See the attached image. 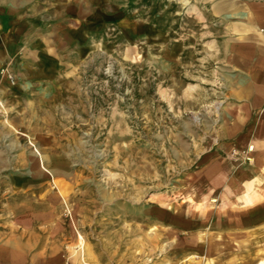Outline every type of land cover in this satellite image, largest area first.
<instances>
[{
  "label": "rangeland",
  "instance_id": "1",
  "mask_svg": "<svg viewBox=\"0 0 264 264\" xmlns=\"http://www.w3.org/2000/svg\"><path fill=\"white\" fill-rule=\"evenodd\" d=\"M94 15L58 37L61 71L0 92V218L38 166L81 262L206 264L220 205L264 174L260 132L233 149L217 132L230 72L213 27L186 0H106Z\"/></svg>",
  "mask_w": 264,
  "mask_h": 264
},
{
  "label": "crops",
  "instance_id": "2",
  "mask_svg": "<svg viewBox=\"0 0 264 264\" xmlns=\"http://www.w3.org/2000/svg\"><path fill=\"white\" fill-rule=\"evenodd\" d=\"M180 1L185 4V0ZM186 2L192 4L194 16L211 23L212 52L230 72L226 80L228 107L221 111L224 119L217 132L233 139L225 143L228 149L253 141L250 134L255 132H260L257 140L264 141V0ZM105 3L0 0V92L12 95L43 84L44 76L52 71H61L67 52L59 38L72 29L81 31L86 22L97 17L98 6ZM3 68L14 74L13 83L1 74ZM238 133H242L240 137ZM36 169L39 172L29 178L33 182L26 185L23 178L16 179L19 194L0 218V264H86L80 261L77 243L59 219L60 207L52 204L57 197L51 188L50 181H55L52 170L48 174L38 166ZM232 180L237 182L238 176ZM256 180H264V174L262 178L251 175L242 179L244 187L250 184L252 192L240 195V203L220 205V213L210 223L206 263L264 261V186L255 188ZM28 190L31 195L27 198L20 194ZM255 194L258 197L254 201L246 202L247 195L252 198ZM197 254L193 255L201 257Z\"/></svg>",
  "mask_w": 264,
  "mask_h": 264
},
{
  "label": "built area",
  "instance_id": "3",
  "mask_svg": "<svg viewBox=\"0 0 264 264\" xmlns=\"http://www.w3.org/2000/svg\"><path fill=\"white\" fill-rule=\"evenodd\" d=\"M1 74L5 75L6 78L8 79V81H10L12 83L14 82L15 76L12 72L7 71L6 69L3 68V69H1Z\"/></svg>",
  "mask_w": 264,
  "mask_h": 264
},
{
  "label": "bare ground",
  "instance_id": "4",
  "mask_svg": "<svg viewBox=\"0 0 264 264\" xmlns=\"http://www.w3.org/2000/svg\"><path fill=\"white\" fill-rule=\"evenodd\" d=\"M224 209V208H223ZM81 244V243H80ZM80 259V258H79ZM260 264H264V261H261V262H259ZM206 264H208V263H206Z\"/></svg>",
  "mask_w": 264,
  "mask_h": 264
}]
</instances>
